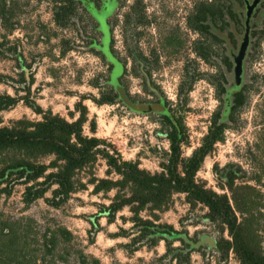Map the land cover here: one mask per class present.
<instances>
[{"label": "rangeland", "instance_id": "obj_1", "mask_svg": "<svg viewBox=\"0 0 264 264\" xmlns=\"http://www.w3.org/2000/svg\"><path fill=\"white\" fill-rule=\"evenodd\" d=\"M7 1L15 28L8 32L0 20V42L17 51L0 55V92L16 95L19 102L0 112L3 124L24 117L40 120L42 114L27 101L69 121L85 110L87 135L106 139L125 160L155 173L171 154L170 133L177 130L182 156L190 157L218 113L225 131L198 178L222 192L217 184L224 166L240 165L254 176V165H262L264 0ZM61 3L71 10L63 25L55 20ZM117 65L116 79L126 98L113 82ZM238 92L242 104L233 118ZM103 95L114 102L99 103ZM106 169L100 160L98 176H106ZM92 188L54 208L43 198L26 205L25 186L17 184L11 196L0 193V217L34 218L33 234L48 226L67 227L74 240L61 248L67 249L69 262L84 250L101 264H240L232 250L226 256L220 251L222 238L230 239L228 231L209 219L206 207L188 204L184 194H176L161 214L160 223L173 226L162 233L169 244L161 240L150 248L144 243L129 253L130 238L117 234L121 228L132 230L133 223L122 219L131 213L126 208L109 222L99 204L108 205L115 192L96 195ZM44 264L56 263L47 257Z\"/></svg>", "mask_w": 264, "mask_h": 264}, {"label": "trees", "instance_id": "obj_2", "mask_svg": "<svg viewBox=\"0 0 264 264\" xmlns=\"http://www.w3.org/2000/svg\"><path fill=\"white\" fill-rule=\"evenodd\" d=\"M3 3L0 20L11 32L15 26L10 24V7L7 0ZM200 12L206 14L207 10L201 8ZM70 15V7L61 3L55 20L63 25ZM4 46V41L0 42L1 56L16 54V48ZM242 98V92L235 95L231 117L234 118ZM18 102L16 95L0 92V112ZM98 102L111 103L114 98L103 95ZM27 104L42 114L40 120L24 117L3 124L0 116V186L5 185L0 193L9 197L14 186L21 184L25 186L22 200L26 205L43 198L49 206L60 208L73 194L89 186L96 195L114 191L108 205L99 204L100 214L114 222L120 211L129 210L131 216L122 219L133 223L132 230L121 228L117 234L130 238L125 244L129 253L139 250L144 243L150 248L161 240L169 244L162 233H169L173 226L161 224V214L169 210L176 194H184L188 204L206 207L209 219L228 231L230 239L222 238L219 243L224 256L232 250L240 264H264V161L262 165H254V176H249L240 165L236 169L230 164L224 166L217 184L222 192L197 176L206 156L222 140L226 126L218 122V113L203 144L190 157L182 156L184 142L178 138L177 130L170 133L171 154L162 164V171L152 173L141 168L137 161L125 160L106 139L87 135L85 110L78 119L69 121L52 111H43L35 102ZM91 131L95 133V123L91 124ZM100 160L107 165L104 177H99L96 171ZM49 192L51 196H47ZM33 221L34 218L0 217V264H39L40 260L44 264L47 257L56 264H101L84 250H79L76 259L69 262L64 255L67 249L61 247L73 242L72 231L58 225L33 234L30 228ZM135 229H139L137 234H133Z\"/></svg>", "mask_w": 264, "mask_h": 264}, {"label": "water", "instance_id": "obj_3", "mask_svg": "<svg viewBox=\"0 0 264 264\" xmlns=\"http://www.w3.org/2000/svg\"><path fill=\"white\" fill-rule=\"evenodd\" d=\"M121 72V67L119 65L116 66V70H115V74H114V84L115 86L118 88V90L120 91L121 95L123 96V98H126L125 92L123 90V88L120 86V84L118 83L116 76Z\"/></svg>", "mask_w": 264, "mask_h": 264}]
</instances>
